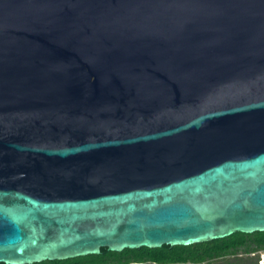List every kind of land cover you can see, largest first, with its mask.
<instances>
[{
  "label": "water",
  "instance_id": "water-1",
  "mask_svg": "<svg viewBox=\"0 0 264 264\" xmlns=\"http://www.w3.org/2000/svg\"><path fill=\"white\" fill-rule=\"evenodd\" d=\"M264 232V0H0V263Z\"/></svg>",
  "mask_w": 264,
  "mask_h": 264
},
{
  "label": "trees",
  "instance_id": "trees-1",
  "mask_svg": "<svg viewBox=\"0 0 264 264\" xmlns=\"http://www.w3.org/2000/svg\"><path fill=\"white\" fill-rule=\"evenodd\" d=\"M239 249L246 252L264 250V232L252 234L234 233L222 239L190 246H162L157 249L142 247L136 250L125 249L122 252H108L105 248H102L99 255H89L64 261H45L35 264H142L149 260L160 262L163 261V258H170L174 261H185L187 259L196 261L206 256L229 255Z\"/></svg>",
  "mask_w": 264,
  "mask_h": 264
},
{
  "label": "flooded vegetation",
  "instance_id": "flooded-vegetation-1",
  "mask_svg": "<svg viewBox=\"0 0 264 264\" xmlns=\"http://www.w3.org/2000/svg\"><path fill=\"white\" fill-rule=\"evenodd\" d=\"M239 251H241V249H239L235 253H232V254H229V255L217 256V257H208V256H206V257H203V259L196 260V261L195 260H191V259H187L185 261H180V260L174 261V260H172L170 258H163V261H160V262H155V261H150L149 260V261H145L142 264H219V263H217L218 259L238 256V254L240 253ZM242 254L246 255L247 252L244 251V252H242ZM253 255H255V253L251 254V256H253Z\"/></svg>",
  "mask_w": 264,
  "mask_h": 264
},
{
  "label": "rangeland",
  "instance_id": "rangeland-1",
  "mask_svg": "<svg viewBox=\"0 0 264 264\" xmlns=\"http://www.w3.org/2000/svg\"><path fill=\"white\" fill-rule=\"evenodd\" d=\"M238 256L227 257L223 259H218L217 263L219 264H264V255L261 256L260 252L252 251L247 252L246 255H243V250L239 251ZM252 253L255 255L251 256ZM258 255V256H257Z\"/></svg>",
  "mask_w": 264,
  "mask_h": 264
},
{
  "label": "clouds",
  "instance_id": "clouds-1",
  "mask_svg": "<svg viewBox=\"0 0 264 264\" xmlns=\"http://www.w3.org/2000/svg\"><path fill=\"white\" fill-rule=\"evenodd\" d=\"M256 252H260V254L262 255V253H264V250H258Z\"/></svg>",
  "mask_w": 264,
  "mask_h": 264
},
{
  "label": "built area",
  "instance_id": "built-area-1",
  "mask_svg": "<svg viewBox=\"0 0 264 264\" xmlns=\"http://www.w3.org/2000/svg\"><path fill=\"white\" fill-rule=\"evenodd\" d=\"M262 255H264V253H262ZM262 255H261V256H262Z\"/></svg>",
  "mask_w": 264,
  "mask_h": 264
}]
</instances>
